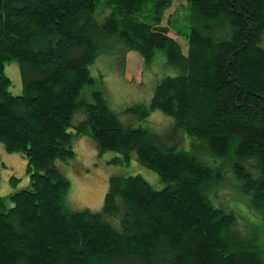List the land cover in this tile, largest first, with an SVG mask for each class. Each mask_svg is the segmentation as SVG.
Wrapping results in <instances>:
<instances>
[{"label": "trees", "instance_id": "16d2710c", "mask_svg": "<svg viewBox=\"0 0 264 264\" xmlns=\"http://www.w3.org/2000/svg\"><path fill=\"white\" fill-rule=\"evenodd\" d=\"M0 0V143L27 160L30 187L0 197V264H264L253 234L216 206L228 180L264 220V0H186L189 15L163 26L175 0ZM177 27V26H176ZM175 76L161 79L149 105L118 112L101 91L82 98L103 54L137 52L144 68L157 52ZM19 65L23 94L10 92L5 67ZM159 111L170 131L127 124ZM191 150L179 149L184 137ZM90 137L99 156L122 155L158 174L112 177L103 208L71 210L70 180L58 162Z\"/></svg>", "mask_w": 264, "mask_h": 264}, {"label": "rangeland", "instance_id": "374dc122", "mask_svg": "<svg viewBox=\"0 0 264 264\" xmlns=\"http://www.w3.org/2000/svg\"><path fill=\"white\" fill-rule=\"evenodd\" d=\"M156 0H151L145 10L137 15L138 20L148 22L153 15ZM189 15L186 0H175L173 6L166 11L163 26L171 29L170 36L176 38L187 51V42L177 36L176 29L184 26ZM177 26V27H176ZM264 46V38H263ZM121 54L111 52L101 54L91 67L96 83L87 87L82 96L90 101L93 91H101L109 106L115 111L145 104L149 105L154 95L157 83L166 76H175L177 71L166 67V57L157 52L152 66L144 68L142 57L137 52L128 54L126 68L123 71ZM6 75L11 79L10 92L14 96L23 94V83L19 65L11 62L5 67ZM122 120L138 128H151L156 132L171 130L174 122L171 117L156 111L146 120L133 116H122ZM179 149L191 150L192 140L183 136ZM77 157L69 161L58 162L62 172L71 182L67 203L71 210L89 209L100 211L103 208L109 182L112 177H129L140 175L156 189L164 186L158 174L142 166L133 155L129 165L116 164L114 161L122 155L116 152H105L99 156L98 148L90 137L77 138L74 141ZM228 180L217 186L211 193V199L216 206L234 212L238 217V228L244 234H253L264 254V220L261 214L254 211L250 200L240 188V182L233 174L228 173ZM30 187V176L27 172V160L24 155L8 153L0 143V197H9Z\"/></svg>", "mask_w": 264, "mask_h": 264}]
</instances>
